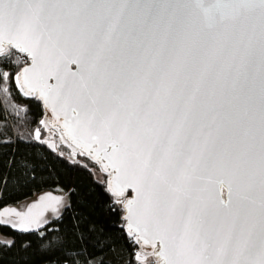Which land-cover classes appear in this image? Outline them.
<instances>
[{
	"label": "snow or ice",
	"instance_id": "6c2138e0",
	"mask_svg": "<svg viewBox=\"0 0 264 264\" xmlns=\"http://www.w3.org/2000/svg\"><path fill=\"white\" fill-rule=\"evenodd\" d=\"M226 54L239 87L218 123L206 87ZM13 84L50 113L35 139L58 152V134L123 209L129 264H264V0H0V103ZM39 206L12 226L42 227Z\"/></svg>",
	"mask_w": 264,
	"mask_h": 264
},
{
	"label": "trees",
	"instance_id": "16d2710c",
	"mask_svg": "<svg viewBox=\"0 0 264 264\" xmlns=\"http://www.w3.org/2000/svg\"><path fill=\"white\" fill-rule=\"evenodd\" d=\"M11 90L14 102L0 103V210L45 193L60 195L63 202L57 215L41 220L37 232L20 233L13 220L1 219L0 236L15 243L0 244V264H129L133 248L124 230L123 209L113 205L92 171L72 162L64 147L52 152L35 139L38 127L42 139L49 137L40 124L42 107L22 97L14 84ZM74 159L99 171L85 156Z\"/></svg>",
	"mask_w": 264,
	"mask_h": 264
},
{
	"label": "water",
	"instance_id": "95a60500",
	"mask_svg": "<svg viewBox=\"0 0 264 264\" xmlns=\"http://www.w3.org/2000/svg\"><path fill=\"white\" fill-rule=\"evenodd\" d=\"M211 43V41H209ZM199 42H197V45ZM225 44H226V52L230 48L231 42L225 39ZM165 58H171L172 60H177V61H183L186 58V53L181 49V46L178 44L175 49H172L170 51H166L164 53ZM189 62L191 64V58L188 57ZM229 58L227 54L219 58L215 61L211 74L208 79V84L206 87V91L208 92V101L209 103H215V105L218 108V115H217V122H221L225 119L226 114H227V105L228 103L232 100V96L234 95V87L238 88L239 87V82L236 80V74L234 72H230L227 65L229 63ZM73 70L75 71V65L72 66ZM199 59L197 60V63L194 67L199 68ZM108 72L110 75L113 76L115 79L117 75H125L128 74V67L127 64H122L121 58L119 57V54L117 55V58L113 60L112 64L109 65L108 67ZM54 83V81H50ZM214 93V95H213ZM25 98H30V97H25ZM225 105V109L220 110L219 105ZM43 110V117L44 119L50 118V113H48L46 110ZM204 123H210L209 120H205ZM213 134L215 135V125H213ZM223 131V130H221ZM58 135V134H57ZM54 139V137H53ZM67 145V144H66ZM47 146V144H46ZM48 147V146H47ZM49 148V147H48ZM52 152H54L51 148H49ZM88 158L87 156H85ZM89 159V158H88ZM92 162V161H91ZM99 168V165H97ZM104 174V173H103ZM106 175V174H104ZM53 196V197H59L62 198L60 195H55L52 193H45L41 198L36 199L32 206L34 204L40 205L37 208H33L32 214L37 215L41 212H43V215L40 217L42 220L45 218L48 214L55 213L51 209L52 207H57L59 210L60 207L62 206L63 199H61V203L57 206L54 201L48 200L47 197ZM44 198L43 203H41V199ZM224 198H227V191L225 190V196ZM32 206L30 208H32ZM29 208H26L24 211H20L17 207H7L3 208L0 210V220L3 218H15V219H20L15 215L16 212L19 213H28ZM57 210V211H58ZM125 213L123 212L122 214V219ZM124 220V219H123ZM14 221V220H13ZM125 222V221H124ZM15 229L20 232V233H26V232H21L19 231L18 227H15ZM33 231L29 232H37V228L35 225H33ZM124 230L126 232V222L124 224Z\"/></svg>",
	"mask_w": 264,
	"mask_h": 264
},
{
	"label": "rangeland",
	"instance_id": "374dc122",
	"mask_svg": "<svg viewBox=\"0 0 264 264\" xmlns=\"http://www.w3.org/2000/svg\"><path fill=\"white\" fill-rule=\"evenodd\" d=\"M21 95H22V94H21ZM22 97H24V96L22 95ZM44 131L48 132L47 129H44ZM54 140H55L56 143L58 144V147H59V146L64 147L65 150L67 151V153L69 154V156H71V149H70L66 144H60L58 135L54 136ZM77 155H78V154H77ZM77 155H76V156H77ZM76 156H75V157H76ZM100 174L103 175V176H105V178H106V175H104L103 173H100ZM100 177H102V176H100ZM40 198H41V197H40ZM36 199H37V198H36ZM36 199H32L31 201H28V202L24 203L23 205H21V206H19V207H17V208H18L20 211H24L26 208H30V207L32 206L33 202H34ZM57 213H58V211L55 212V213H52V214H48L45 218H43L42 222H46V221H47L49 218H51L52 216L57 215ZM7 220L12 221L13 218H7ZM12 223H14V221H12ZM0 237H1V236H0ZM0 240H3V241H5V242H6V241H10L8 238H4V237H1Z\"/></svg>",
	"mask_w": 264,
	"mask_h": 264
},
{
	"label": "flooded vegetation",
	"instance_id": "af4514ba",
	"mask_svg": "<svg viewBox=\"0 0 264 264\" xmlns=\"http://www.w3.org/2000/svg\"><path fill=\"white\" fill-rule=\"evenodd\" d=\"M14 220V223L18 224L19 223V219H13Z\"/></svg>",
	"mask_w": 264,
	"mask_h": 264
},
{
	"label": "built area",
	"instance_id": "2783aa9c",
	"mask_svg": "<svg viewBox=\"0 0 264 264\" xmlns=\"http://www.w3.org/2000/svg\"><path fill=\"white\" fill-rule=\"evenodd\" d=\"M42 118H44V117H42Z\"/></svg>",
	"mask_w": 264,
	"mask_h": 264
}]
</instances>
